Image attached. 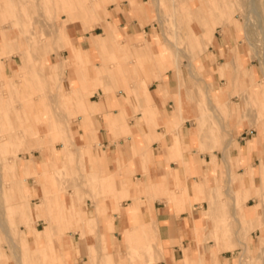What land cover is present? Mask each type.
<instances>
[{
    "label": "crops",
    "instance_id": "1",
    "mask_svg": "<svg viewBox=\"0 0 264 264\" xmlns=\"http://www.w3.org/2000/svg\"><path fill=\"white\" fill-rule=\"evenodd\" d=\"M73 1L76 6L72 9L66 4L69 0H56L66 13L63 16H68L62 17L67 27L59 30L56 39L62 37L69 54L58 62L48 60L44 84L47 93L56 90L54 102L58 107L73 110L79 116L81 137L69 126V117L53 119L47 111L35 109L30 102L21 103L15 109L19 112L18 120L7 116L10 127L7 136L1 135L3 145L15 139L21 146L13 151L11 158L0 161V169L3 166L1 198L12 205L21 222L33 228V243L48 264H228L230 257L223 259L221 249H215L212 241H205L209 235L207 225L212 221L209 217L206 222L208 204L202 200V194H206L202 187L215 178L220 181L223 174H231L238 184L247 168L255 167L264 157V140H256L257 131L254 133L247 127L239 130L235 122L234 144L229 148L220 147V141L212 138L211 151H202L203 138L198 128L201 130L199 119L207 116L202 102L203 94L208 91L198 89L196 83L207 79L213 90L217 89V95L230 100V93H235V89L233 72L228 65L243 63L242 74L248 86V67L242 56L245 44L230 27L217 32L195 70L193 64L182 66L177 59L173 63L164 51H159L158 47L162 48L168 40L166 36L165 42L158 35L151 37V23L147 24V20L152 11L147 1ZM81 2L87 4L90 17L100 26L83 33L70 32L66 29L73 23V15L84 22L89 18ZM154 2L158 4L159 0ZM186 6L191 12L197 6L200 13L204 10L198 0H187ZM178 11L182 12L181 7ZM157 17L163 26V18ZM67 31L68 37L62 36ZM71 33L75 35L72 45ZM197 38L195 35L191 41ZM2 44L1 40L0 55L4 57L6 48ZM174 47L180 52L178 46L174 44ZM100 48L109 49L118 60L115 68L103 63L98 66L102 61L97 56ZM20 49L21 46L9 54ZM5 65L2 61L4 72ZM21 74V69H16L14 78H10L11 85L15 83L12 90L18 93L16 83ZM240 83L239 93L242 89L246 91ZM120 87L128 95L118 94L123 91ZM97 91L100 96L91 99ZM132 96L135 103L131 101ZM260 99L264 100L263 93ZM238 111L237 121L242 117ZM216 117L220 120L221 115ZM18 123L25 125L20 138L11 131ZM65 132L76 144L60 149L65 154L63 164L69 168V158L73 162L77 154L84 162L86 174L84 180L76 181L75 188L57 191L50 181V173L60 166L59 149L47 140L54 134H62L66 141ZM93 140L98 141V148L92 149ZM37 149L44 155L43 161L33 157L25 161L17 153ZM219 149L229 153L231 159L227 163L223 153H218ZM18 158L22 159L20 163ZM10 170L20 192L22 210L18 204L9 203L13 192L5 184ZM28 179L36 184L27 186ZM244 182L249 184V177L245 176ZM244 187L236 194L237 200L233 199L232 217L239 221L241 228L245 223L251 225L255 219L259 222V213L255 218L254 208L242 211L248 204ZM103 192L111 195L101 196ZM35 200L38 201L34 202V213L31 202ZM52 211L56 212L54 216L49 215ZM5 218L8 220L6 215ZM38 220L49 225L47 230L35 226ZM58 220L60 229L54 225ZM66 232L74 234H69L64 241ZM212 235L216 237L215 232ZM28 238L23 232L25 246ZM151 241L155 248L154 261L133 260L137 250L151 251ZM93 252H99L100 256L96 258ZM17 257L22 263L21 256Z\"/></svg>",
    "mask_w": 264,
    "mask_h": 264
},
{
    "label": "rangeland",
    "instance_id": "2",
    "mask_svg": "<svg viewBox=\"0 0 264 264\" xmlns=\"http://www.w3.org/2000/svg\"><path fill=\"white\" fill-rule=\"evenodd\" d=\"M93 1L91 2L93 3ZM145 1H147L146 5L150 6L152 11L147 20V24L151 23L149 33L151 37L158 35L163 42H165L166 36L168 42L162 48H158L160 52L164 51L165 57H168L173 63L177 59L182 66L187 64L189 67L191 63L194 65L195 70L198 69L201 64V56L211 45L209 41L212 43L215 34L222 32L227 27H230L237 34L238 39L245 44L244 55L242 56L245 59V66L248 67L249 87L246 86L245 77L242 74L243 63L228 65L233 72L232 84L235 89V93H230V100L225 101L226 99L223 100V96L217 95V89L213 90L207 79L196 83L198 89L203 88L208 91L203 94L206 100L204 99L202 102L207 116L199 119L201 120V130L198 128V132L203 138L200 149L211 151L210 147L214 144L213 139L220 141L222 144L220 147L228 145V142L234 144L233 129L235 122H238L237 128L239 130L247 127L254 133L257 131L256 140L261 141L260 138L264 134V100L260 99L262 93L264 94V0H198L200 6L204 9L201 13L197 9L198 6L192 7L191 12L186 6L187 0H159L158 4L154 0ZM68 3L72 9L73 6H76L73 0L66 2V4ZM81 4L83 11L89 18L84 22L78 15H73L72 21L74 24H69V29H66L70 32L83 33L100 26V24H95L92 17H90L91 12L87 4L85 2H81ZM180 7L181 13L178 11ZM174 8L177 9L176 13H174ZM63 13L66 14L62 12L56 0H0V43L2 40V46L4 49L6 48L4 57L0 55V69L2 61L6 64L5 72L1 69L2 73L0 75V114L3 112L0 125L1 162L4 158H11L13 151L21 148L15 139L5 145L1 142V135L7 136V129L10 127L7 123V116L10 115L14 121H17L19 112L15 109L21 103L28 104L30 102L35 109L47 111L53 119L69 117V126L72 127L78 138L81 137L79 134V116L73 114V110L58 107L54 102L56 90L53 89L47 93L44 84L45 68L48 60L58 62L65 59L69 54L67 46L63 45L62 37L56 39L59 30L62 27H67L62 17L68 18V16H63ZM159 15L164 20L163 26L158 22L157 16ZM68 31L67 35L62 36L68 37ZM195 35L198 38L191 41ZM69 37L70 45H72L71 40L75 35L71 33ZM5 39H7V42H4ZM45 42L48 44H45ZM174 44L180 48V52L177 51ZM20 46L19 51L9 54V52ZM97 56L102 60L98 63V66L103 63V65L108 64L115 68L114 64L118 62L109 49L100 48ZM29 67L31 68L30 71H28ZM19 68L22 74L16 83L20 90L18 93L12 90L15 83L11 85L10 78H14L15 70ZM199 76L204 77L200 73ZM240 81L246 89V91L242 89L241 93L237 91L239 84H241ZM226 83L227 80H225ZM119 89H123V91H118V94L128 95L124 88L120 87ZM47 95L48 97H46ZM99 96L100 93L97 91L91 99H97ZM45 97L46 99H44ZM131 101L136 102L134 96L131 97ZM197 106L200 112L198 102ZM237 111L242 116L238 121ZM220 115L221 118L218 120L216 116ZM3 121L5 125H3ZM255 123L257 124L255 125ZM33 125L35 126L36 122ZM24 128V124L18 123L11 128V131L20 138L21 131ZM68 134V132H65L63 136L64 138L67 137L66 141L62 139V134H54L51 140H47L49 145L59 149L60 166L50 173V181L57 191H68L70 187L75 188L76 181L84 180L86 174L84 162L77 154H75L73 162L69 158L68 169L63 164L65 154L60 149L62 146H68L69 148L76 144L68 139ZM91 147L92 149L98 148V141L93 140ZM217 151L220 154L223 153L221 149ZM17 153L25 161L32 157L40 161L44 160V155L40 149L26 153L18 150ZM223 159L227 163L231 159L229 153H223ZM21 160L20 158L17 159L19 163ZM254 166H250L245 172V174L248 173L247 175L251 179L252 177L254 179L251 185L245 184L244 175H241L237 184V180L231 174L228 176L223 174L220 181L215 178L213 182L204 184L202 187V190L206 193L202 194V200H206L208 204L206 222L209 217L212 221L207 225L209 235L205 238V241H212L213 245L216 246L215 249L220 248L223 252V259L224 257H230V259L228 258V264H264V243L261 240V236L264 235V157ZM1 172L0 181L2 179ZM15 180L12 171H8L5 187L13 192V197L9 203L18 204L19 210H22V200L20 199L19 189L15 185ZM34 184L36 183L32 179H28L26 183L27 186H33ZM36 187L38 188L37 185ZM240 187H244L245 195L248 192V204L243 206L242 211H248L251 208L259 211V222L256 229L248 223H245L244 227L241 228L239 221H235L232 217L233 199L237 200L236 194L242 192ZM110 195L111 192L101 193V196L108 197ZM37 201L31 202L34 213V202ZM212 206L215 207L214 211H212ZM55 213V211H52L49 215L54 216ZM34 224L37 228L43 230H47V227H49L43 220H38ZM54 225H57L58 229L61 228L59 220L55 221ZM23 232L29 236L27 246L22 241ZM214 232L216 237L212 235ZM69 234L74 233L66 232L63 235L64 241H66ZM33 235V228L21 222L17 211L12 210V205L3 201L0 191V264H8L9 262L11 264H48L42 260L40 250L34 245ZM143 250H137L133 260L144 259L147 262L148 258L149 262L152 263L155 259L153 243L151 251ZM93 254L96 258L100 256L99 252H93ZM150 254L152 256H149ZM17 256H21L22 263Z\"/></svg>",
    "mask_w": 264,
    "mask_h": 264
},
{
    "label": "bare ground",
    "instance_id": "3",
    "mask_svg": "<svg viewBox=\"0 0 264 264\" xmlns=\"http://www.w3.org/2000/svg\"><path fill=\"white\" fill-rule=\"evenodd\" d=\"M254 2H255V1H254ZM254 2H253V3H254ZM254 4H255V3H254ZM254 8H255V7H254ZM251 9H252V8H251ZM252 10H253V9H252ZM253 12H254V11H253ZM263 117H264V116H263ZM263 117H262V118H263ZM261 120H262V119H261ZM256 124H257V123H255V125H256ZM251 125H252V124H251ZM253 126H254V124H253ZM261 134H262V133H261ZM260 139H261V140H264V134L261 136ZM230 141H231V140H230ZM228 143H229V144H228ZM228 143H227L228 145H226L227 148H229V146L231 145L230 142H228ZM231 143H232V141H231ZM246 172H247V171H246ZM247 174H248V173H247ZM247 174H244V177H245V176L249 177ZM249 179H250V183H249V184L251 185L252 180H254V179H253V177H252V179L249 177ZM258 213H259V211H258L257 209H254L253 214H254L255 218L257 217ZM251 223H252V226H253L254 229H256V228L258 227V221H257L256 219H255L254 221H252ZM261 240H262V242L264 243V235L261 236ZM263 252H264V251H263ZM263 256H264V255H263Z\"/></svg>",
    "mask_w": 264,
    "mask_h": 264
}]
</instances>
